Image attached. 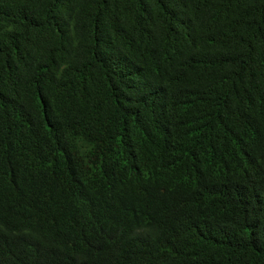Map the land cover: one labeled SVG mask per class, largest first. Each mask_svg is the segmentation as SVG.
<instances>
[{
  "label": "trees",
  "instance_id": "trees-1",
  "mask_svg": "<svg viewBox=\"0 0 264 264\" xmlns=\"http://www.w3.org/2000/svg\"><path fill=\"white\" fill-rule=\"evenodd\" d=\"M0 264H264V0H0Z\"/></svg>",
  "mask_w": 264,
  "mask_h": 264
}]
</instances>
